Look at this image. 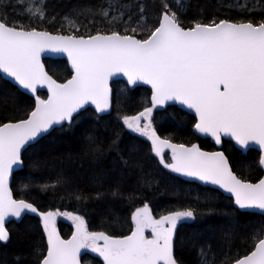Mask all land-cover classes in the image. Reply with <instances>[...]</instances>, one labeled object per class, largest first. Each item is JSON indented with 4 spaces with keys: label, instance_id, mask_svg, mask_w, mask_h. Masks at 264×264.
<instances>
[{
    "label": "snow or ice",
    "instance_id": "snow-or-ice-1",
    "mask_svg": "<svg viewBox=\"0 0 264 264\" xmlns=\"http://www.w3.org/2000/svg\"><path fill=\"white\" fill-rule=\"evenodd\" d=\"M190 0H160L156 19L150 22L145 0H101L97 6L74 5L67 13L48 11V0H0V11L10 4L27 23H9L0 15V73L13 82V88L0 87V110L19 112L20 90L35 97L31 110L22 118L0 123V264H80L82 250L98 254L103 264H184L178 248L196 253L195 264H264V219L241 224L244 215L258 212L264 217V177L256 183L238 175L223 151L206 152L197 144L173 143V136L161 137L154 126L155 110L176 102L194 112L192 128L211 136L217 145L229 137L239 149L259 148L258 165L264 168V19H193L185 22ZM237 6L248 8V0ZM57 19L56 34L38 29V23ZM67 28L68 34H62ZM83 30V31H82ZM62 54L70 65L71 78L58 82L46 70L41 57ZM126 77L117 95L115 120L118 126L107 140L88 134L73 155L49 150L44 156L33 151L56 127L72 129L94 107L90 115L95 125L104 115L111 117L114 77ZM149 85L150 100L135 115L124 114L120 97L129 86ZM47 89V98L38 91ZM108 123L107 121L105 122ZM94 125V126H95ZM146 138L145 149L134 140L123 142L124 130ZM171 153L170 158L168 153ZM114 154V155H113ZM112 159L108 161V157ZM26 156L30 170H51L55 178L34 186L42 192L70 189L77 201L135 202L145 189L167 179L169 173L192 178L205 185L218 186L230 194L231 205L221 210L211 193L198 194L191 203L155 218L148 202L131 212L127 235L89 231L85 218L72 212L41 211L27 199L14 198L10 178L23 167ZM87 161L92 168V193H85L65 175L63 165ZM105 161L108 166L105 167ZM150 161H158L156 168ZM57 168L59 170L57 171ZM177 194V193H174ZM114 223L120 218L109 208ZM26 214H35L46 238L34 239L31 224L23 229L9 228V222L23 223ZM73 221L74 231L65 240L57 230V217ZM218 216L219 222L202 232L180 234L184 224ZM15 218V221H10ZM150 230L151 236L145 231ZM251 242L245 254L232 253L237 240ZM27 242V250L13 253L10 247Z\"/></svg>",
    "mask_w": 264,
    "mask_h": 264
},
{
    "label": "trees",
    "instance_id": "trees-1",
    "mask_svg": "<svg viewBox=\"0 0 264 264\" xmlns=\"http://www.w3.org/2000/svg\"><path fill=\"white\" fill-rule=\"evenodd\" d=\"M125 3L128 0H124ZM148 5L147 13L150 18V22L156 19L160 6V0H145ZM172 3V0H169ZM16 0H11V4H15ZM101 3V0H48V11L51 15L53 11L61 14L67 13L74 5H92L97 6ZM240 4H244L245 0H239ZM11 4L0 11V15L4 12L8 14L9 23L13 21H19L27 23V19L18 15L22 11L20 7L13 8ZM248 8L250 11H244L237 6V0H190L187 7V12L181 16L185 22H190L193 19H203L205 21L211 20L214 16L217 19H230V20H254L259 22L264 19V0H248ZM38 29L48 30L56 34L57 30L61 28V22L59 19L52 22L49 20L36 25ZM83 31V30H82ZM62 34H68L67 28L64 29ZM46 70L50 75H53L54 79L58 82H63L70 77V72L66 62L62 59H46L44 60ZM125 83L122 81H114L111 84L113 88V109L111 117L107 114L104 115L103 120L95 125L94 116L90 115L94 111L88 109L83 119H79V123L75 124L72 129L61 130L56 128L51 132V135H46L40 140V144L33 151V155L44 156L48 151L54 150L56 154H73L75 155L81 146L83 138L88 135H96L100 139L107 140L112 135L114 128H117L118 123L115 120L116 107H117V95L124 87ZM0 87L13 88L14 86L8 81L4 80L0 76ZM42 98H45L46 94L43 92L38 93ZM19 96V112L14 111H2L0 110V123L8 122L12 118H22L21 113L27 109L31 110L35 104V97H30L21 91ZM150 100V90L145 87H136L131 89L127 93V97H120V106L124 110V114L135 115L138 111H141L145 99ZM155 120L154 126L157 129V133L161 136H173V143H184L191 145L197 143L203 150H213L214 146L207 140L198 138L192 132V123H194L193 116L185 113L176 106H168L163 110L154 112ZM108 122L107 124L105 122ZM95 125V126H94ZM135 141L142 147L147 149L150 145L140 136L128 132L126 129L123 133L124 144L130 141ZM222 151L228 156L233 170L238 175H242L244 178L250 180V182L257 181L262 171L258 166L259 153L255 150H249L246 153H241L236 150L231 142L223 141ZM114 155V154H113ZM112 159V155L108 157V161ZM108 161H105V167L108 166ZM153 168H156L158 161H150ZM65 175L71 177L74 185H78L85 193H92L95 191L94 185L91 183L92 168L87 161L83 162L81 166L80 161L74 163H65L63 165ZM59 168H57V171ZM161 175L167 179L161 181L158 185H153L152 188L145 189L142 196L135 202H129L127 200H107V201H77L75 198L66 195V192L70 189L61 188L57 192L53 193L51 190L48 192H42L34 186L24 188L23 185L28 183L31 179L35 184H44L51 182L55 178V172L46 170L37 172L30 170L28 166V158L26 156L24 166L14 173L11 181V189L16 199H27L29 202H33L41 211H56L60 212H72L78 215H82L85 218L86 226L89 231H106L111 235H126L130 231V217L131 212L135 210V207H140L144 202L149 203V207L153 214L160 215L166 214L168 211H175L178 207L185 206L193 201L198 194L211 193L215 198V203L219 209L225 210L227 206L231 205L230 198L225 197L220 192L207 186L199 185L193 182H186L162 169L160 167ZM177 193V194H174ZM109 208L115 210L116 214L120 218L119 223L113 222V217L107 212ZM264 219L257 213L244 215L240 219L241 224L258 223ZM218 216L206 217L202 221L196 223L184 224L180 228V234L182 236H188L193 232H202L208 225H215L219 222ZM25 224H31L35 233L34 239L43 243L44 251L46 253V241L42 235V228L39 226V219L25 215L23 223H8L9 228L23 229ZM57 227L62 235L66 238L70 229L62 221L57 222ZM251 242L245 241L243 237H240L236 246L232 249V253L245 254L247 250L251 249ZM27 250V242L24 244H14L10 247V251L13 253H20ZM177 255L180 256L184 264H195L196 253L190 248H178L176 250ZM84 263V261H82ZM90 264H100V262L92 261ZM85 264V263H84Z\"/></svg>",
    "mask_w": 264,
    "mask_h": 264
},
{
    "label": "water",
    "instance_id": "water-1",
    "mask_svg": "<svg viewBox=\"0 0 264 264\" xmlns=\"http://www.w3.org/2000/svg\"><path fill=\"white\" fill-rule=\"evenodd\" d=\"M46 59H62V60H64V61L66 62V64H67L68 69H69V72H70V77H69L68 79L71 78V69H70V65H68V63H67V58H66V56H64V55H62V54L45 53V54L42 55V57H41V61H42V63H44V60H46ZM0 76H1L4 80L8 81L10 84L13 85V82L11 81V78L7 77L6 74H4V73H0ZM114 81H122V82L126 83V77H119V76H118V77H114V78L110 81V86H111L112 82H114ZM63 82H64V81H63ZM129 87H130V89H133V88H136V87H145V88H147V89L150 90V96H151V89H150V86H149V85H144L142 82L139 83V84L136 85V86H129ZM20 91H21L22 93H24V94L30 96V97H34V96H32L30 93H27L25 90H20ZM39 92H43V93H45L46 96H45L44 99L47 98V89H46V87H45V88H41V89H39L38 93H39ZM34 105H35V104H34ZM168 106H176L177 108L181 109V110L184 111L185 113H187V114L193 116V118H194V116H195L194 112H191V111L188 110L186 107L181 106V105H179V104L176 103V102H169L168 105L165 106V108L168 107ZM88 109H91V110L94 111V107H93V106H88ZM155 111H159V110H155ZM56 128H59V126H57ZM127 131H128V130H127ZM128 132H129V131H128ZM192 132H193L198 138H201V139H207V140H208V141L214 146V149L211 150V151H207V150H203V149H201V150L206 151V152L222 151L223 141H229V142L232 143V145L234 146V148H235L236 150L240 151L241 153H246L247 151H249V150H251V149H252V150H255V151H257V152L259 153V148H258V146H257V145H254V144H253V145H250V147H249L248 149H239V146H235V142H234V141H231V139H230L229 137H223V138H222V143H221L220 145H217V144L215 143L214 139H213L211 136H205V135H203V134L196 133V132L194 131L193 128H192ZM132 134H135V133H132ZM136 135H138V134H136ZM138 136H139V135H138ZM142 138L147 142L146 138H144V137H142ZM147 143L150 145L149 142H147ZM193 144H197V143H193ZM197 145H198V144H197ZM188 146H190V145H188ZM168 154H171V153L169 152ZM258 166H259V165H258ZM161 167H162V166H161ZM21 168H22V167H18V168H16V169H14L13 174H12V176H11V178H10V187H11V181H12V177H13L14 173H16L17 171H19ZM259 168H260V170L262 171V175H261V177H264V168H262V167H260V166H259ZM165 171L168 172L167 170H165ZM168 173H169V172H168ZM170 174H172V175H174V176H176V177H178V178H180V179H182V180H184V181H186V182H193V183H196V184H199V185H203V186H207V187H210V188H212V189H215V190H217L218 192H220L222 195H224L225 197H228V198L231 199L230 194H228V193H224L222 189H219V188H218V186L205 185V184H203L202 182H200V181H198V180H195V179H192V178L179 176L178 174H174V173H170ZM261 177H260V178H261ZM260 178H259V179H260ZM259 179H258V180H259ZM258 180H257V181H258ZM257 181L252 182V183H256ZM14 198H15V197H14ZM256 213L259 214L258 212H256ZM26 215L33 216V217L39 219L35 214H26ZM60 218L64 219V218H67V217H65V216H59V217H57V220L60 219ZM10 221H15V218H10ZM68 221H69V220H68ZM9 223H10V222H9ZM56 227H57V222H56ZM72 227H73V230H72V233H73V231L75 230V229H74V224L72 225ZM41 228H42V227H41ZM57 230H58V228H57ZM58 232H59V230H58ZM59 233H60V232H59ZM72 233H71V235H69L67 238H63L62 236H61V237H62L63 239H65V240H68V239L71 238ZM60 235H61V234H60ZM45 241H46V238H45ZM85 253L90 254V255H93V256H96V257H98V258L103 262L102 258H100V257L98 256V254L92 253L90 249H86V250H82V254H81V257H80V264H82V256H83Z\"/></svg>",
    "mask_w": 264,
    "mask_h": 264
},
{
    "label": "flooded vegetation",
    "instance_id": "flooded-vegetation-1",
    "mask_svg": "<svg viewBox=\"0 0 264 264\" xmlns=\"http://www.w3.org/2000/svg\"><path fill=\"white\" fill-rule=\"evenodd\" d=\"M207 151H211V150H207ZM170 155L171 154H168V157L170 158ZM153 214V213H152ZM167 214V213H166ZM160 215H162V214H160ZM160 215H155V214H153V216L155 217V218H159V216ZM69 219H64V220H62L67 226H68V228L70 229V232H69V234L66 236V238L69 236V235H71V233H72V230H73V227H72V225H73V221L70 219L69 221H68ZM130 224H131V217H130ZM128 234H129V232H128ZM127 235V234H126ZM145 235L146 236H151V231L150 230H146L145 231ZM97 261V262H100V264H103V262L98 258V257H96V256H93V255H90V254H87V253H85L83 256H82V261H84V263L85 264H90L89 262H92V261ZM83 263V262H82ZM83 263V264H84Z\"/></svg>",
    "mask_w": 264,
    "mask_h": 264
}]
</instances>
